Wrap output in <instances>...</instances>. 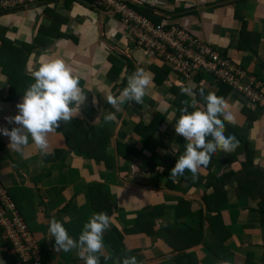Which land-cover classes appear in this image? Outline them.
I'll list each match as a JSON object with an SVG mask.
<instances>
[{"label":"crops","instance_id":"1","mask_svg":"<svg viewBox=\"0 0 264 264\" xmlns=\"http://www.w3.org/2000/svg\"><path fill=\"white\" fill-rule=\"evenodd\" d=\"M125 1L189 31L239 67L246 84L254 79L264 87V0ZM14 47L30 51L16 68L5 66ZM49 58L64 60L87 94L80 113L49 134L53 155L42 158L29 138L22 156L0 134V184L37 242L42 264H83L76 250L54 249L50 219L78 239L83 224L99 212L112 218L103 236L111 259L101 257L100 264H121L126 256H135L138 264H264L259 210L264 198L244 188L264 178V109L231 89L221 93L223 87L210 76L186 82L174 75L136 47L114 14L83 0H49L0 13V128L18 126L5 117L18 114L16 104L34 82L32 70ZM139 68L153 75L144 104L125 102L116 111L107 96H118ZM189 84L195 92L203 88L226 99L236 116L231 126L255 151L252 168L244 167L243 153L217 151L195 182L190 172L170 177L185 150L174 125L184 102L181 85ZM196 93L195 108L202 110ZM187 101L191 104L190 97ZM107 112L116 120L105 123ZM0 264H19L1 230Z\"/></svg>","mask_w":264,"mask_h":264},{"label":"clouds","instance_id":"2","mask_svg":"<svg viewBox=\"0 0 264 264\" xmlns=\"http://www.w3.org/2000/svg\"><path fill=\"white\" fill-rule=\"evenodd\" d=\"M34 82L24 91L21 100L16 104L18 114L5 117L9 124L17 127L0 128V134L9 138L8 148L24 155V149L31 138L35 149L41 157L53 155L50 150L49 134L57 132L60 123L68 124L76 117L87 100L85 90L80 86V80L64 60L49 58L35 66L31 72ZM153 82V75L146 70L136 69L127 76V84L118 96L109 94L107 103L116 111L125 102L143 105L147 89ZM196 86L181 85L182 94L191 98L184 101L179 109L180 115L175 119L174 130L185 140V150L176 159L170 170V177L184 176L185 172L192 174L191 179H198L202 168H207L212 155L217 151L231 153L239 146L234 136L225 135V122L236 123V116L224 97L214 92L205 94L199 89V96L204 101V108L196 109ZM96 103L95 98L92 101ZM239 105L240 102L236 101ZM243 107V105H240ZM189 107L194 110L189 111ZM105 123L115 121L114 112H107L103 117ZM112 224V218L105 212L93 213L83 224L78 239L69 235L62 222L55 218L49 220L47 230L50 238H54V249L57 252L76 250L83 264H100L101 257L105 261L111 259V254L104 251V233ZM121 264H138L135 256H126ZM223 264H228L224 261Z\"/></svg>","mask_w":264,"mask_h":264},{"label":"built area","instance_id":"3","mask_svg":"<svg viewBox=\"0 0 264 264\" xmlns=\"http://www.w3.org/2000/svg\"><path fill=\"white\" fill-rule=\"evenodd\" d=\"M49 0H0V13L24 9ZM91 7L117 16L136 47L152 56L186 82H196L202 75L242 95L248 102L264 109L262 83L249 79L229 58L207 45L189 31L175 24L155 23L125 0H83ZM0 230L3 239L24 264H39L38 245L20 215L7 189L0 184Z\"/></svg>","mask_w":264,"mask_h":264},{"label":"trees","instance_id":"4","mask_svg":"<svg viewBox=\"0 0 264 264\" xmlns=\"http://www.w3.org/2000/svg\"><path fill=\"white\" fill-rule=\"evenodd\" d=\"M137 10L139 11L140 14H142L143 16L151 19L153 22L161 23L159 20H156V19L151 17L153 11L150 8H139L138 7ZM29 53H30V51H27L26 54H25V52L23 50H19L16 47H14L13 49L11 48L8 51V56H6L7 63H6L5 66H7V64H9V65H12L14 68H16V66L18 64H20V63H22L23 61L26 60V58H27L26 55L29 54ZM21 60H23V61H21ZM8 75H9L8 78H9L10 84H12V81L15 80V78L13 77L12 74H8ZM221 86L223 87L221 93L230 92V89L228 87L223 86V85H221ZM197 91H199V88L196 89V92ZM184 95L185 94L180 96V101L181 102H182V99H184V101H186L188 99L187 95H185V96ZM197 96H198V94H197ZM199 100H200V98H199ZM240 134L241 133L238 132L235 128H233L231 126V124L225 122V135L226 136H228V135L234 136L236 138V140L239 142V146L235 149V151L231 152V154H234V152L236 154L243 153L246 156V160H245L246 163L244 164V167L245 168H248V167L252 168L253 167V162H254L255 151H254V149L252 147H250V142L247 139V136L245 137L242 134L241 135ZM180 153H182V152H180ZM89 154L91 155L92 152H89ZM255 172H257V170H255ZM252 181L258 182L257 180H250L248 182L249 184L246 183L244 188H245V190L247 192H250V195L253 197L252 188L255 187V185L252 184ZM258 183L259 184H256V187L254 188V194H258V195H260V197L264 198V178H262L260 180V182H258ZM259 210H260V213L262 215V220L264 222V201L263 200L260 201V203H259ZM36 244H37V242H36ZM38 249H39V247H38ZM16 257H17V255H16ZM34 259H37L39 261V264H42L41 260H40V256H39V250H38V255L34 256ZM17 260H18L19 264H24V263H22V261L18 257H17Z\"/></svg>","mask_w":264,"mask_h":264},{"label":"rangeland","instance_id":"5","mask_svg":"<svg viewBox=\"0 0 264 264\" xmlns=\"http://www.w3.org/2000/svg\"><path fill=\"white\" fill-rule=\"evenodd\" d=\"M252 184L255 185V187H256V184H259V183H258V182H254V181H252ZM260 186H261V185H260ZM255 187L252 188V193H253V195H254V188H255ZM20 215H21V214H20ZM22 218H23V217H22ZM11 250L14 252L13 248H11Z\"/></svg>","mask_w":264,"mask_h":264}]
</instances>
